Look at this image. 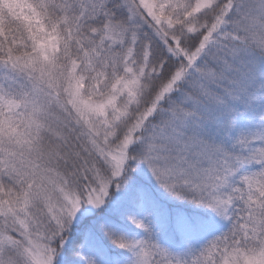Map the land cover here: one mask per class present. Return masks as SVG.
<instances>
[{
  "label": "snow or ice",
  "instance_id": "6c2138e0",
  "mask_svg": "<svg viewBox=\"0 0 264 264\" xmlns=\"http://www.w3.org/2000/svg\"><path fill=\"white\" fill-rule=\"evenodd\" d=\"M0 264H264V0H0Z\"/></svg>",
  "mask_w": 264,
  "mask_h": 264
},
{
  "label": "rangeland",
  "instance_id": "374dc122",
  "mask_svg": "<svg viewBox=\"0 0 264 264\" xmlns=\"http://www.w3.org/2000/svg\"><path fill=\"white\" fill-rule=\"evenodd\" d=\"M200 211H206L205 209H200Z\"/></svg>",
  "mask_w": 264,
  "mask_h": 264
}]
</instances>
